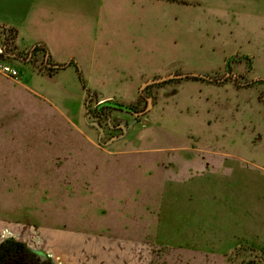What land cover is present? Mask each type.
<instances>
[{"label": "rangeland", "instance_id": "obj_1", "mask_svg": "<svg viewBox=\"0 0 264 264\" xmlns=\"http://www.w3.org/2000/svg\"><path fill=\"white\" fill-rule=\"evenodd\" d=\"M9 22L22 47L57 22L51 49L74 62L8 59L20 88L0 72V236L51 248L10 224L59 227L139 238L152 264H264V0H0V39ZM173 72L220 80L151 84L139 116L98 110L145 109L141 85Z\"/></svg>", "mask_w": 264, "mask_h": 264}, {"label": "crops", "instance_id": "obj_2", "mask_svg": "<svg viewBox=\"0 0 264 264\" xmlns=\"http://www.w3.org/2000/svg\"><path fill=\"white\" fill-rule=\"evenodd\" d=\"M38 27L34 28L32 31V26L29 25L28 30L29 32L37 34V41L34 43H42L45 44L49 50L51 55V60L53 63H61L59 58L55 56L53 47V38L50 37L55 36L56 32L63 31L64 29L60 28L59 24L56 22L55 26L46 27L43 24H35ZM2 27L7 26L14 28L16 30V36L14 38L13 45H11L10 49L5 52L4 45L6 34L4 28L3 33L0 39V54L3 56L0 58V65L1 64H8L6 60L8 59H15L22 61L20 59L15 58L11 55L12 52H19V51H27L30 50L34 44L31 46L22 47L20 44V37L24 38L26 33V27L20 26L19 24H11L6 23L1 25ZM26 26V25H24ZM43 34V36H41ZM48 35V37H47ZM42 59V65L45 66V69H41L40 67L36 66L35 61ZM45 54L43 51H39L34 55L32 61H24L26 63L32 64L34 68L39 73H48L49 68L46 65L45 61ZM70 61H74L73 57H71ZM9 65V64H8ZM46 70V72H44ZM63 70V69H60ZM59 70L53 71L52 74H57ZM49 74V73H48ZM10 78V77H9ZM22 76L19 75L18 78H10V80L15 81L18 85L16 88H20L22 86L21 82ZM15 88V89H16ZM146 224V223H145ZM9 224L1 223L0 222V233L7 232V226ZM10 225H20L22 228L21 231L25 230L27 233L30 234H37L42 241L46 239H50V241L54 242V245L49 248L47 245H42L36 247L33 243L28 241L27 238H21L15 233L11 234H2L0 236V242L9 236H14L17 239L24 241L28 244V246L35 252L40 254H44L48 256L55 264H152L148 260V250L146 248V243L143 240H139V238L135 240H124L122 238H115L112 236L106 235V233L98 234L92 232H75L69 233L63 230V228L59 227H42L39 226H32L28 224H10ZM3 227V228H2ZM26 228V229H25ZM2 229V231H1ZM4 229V230H3ZM34 230V231H33ZM145 240V239H144ZM134 241V242H130ZM150 242V241H149ZM151 243V242H150ZM152 244V243H151ZM147 260V261H144Z\"/></svg>", "mask_w": 264, "mask_h": 264}, {"label": "trees", "instance_id": "obj_3", "mask_svg": "<svg viewBox=\"0 0 264 264\" xmlns=\"http://www.w3.org/2000/svg\"><path fill=\"white\" fill-rule=\"evenodd\" d=\"M3 28L5 32H7L4 45V51L7 52L11 45H13L14 38L16 36V30L7 26H3ZM39 51H43L45 54L44 61L49 68V74H52L53 71L65 69L68 66H71L74 62L69 61L66 63H53L47 46L39 42L34 44L33 47L27 52H12L11 55L22 61H32L34 55ZM77 69L80 70L79 65H77ZM199 77L213 81L220 80L207 74H202V76ZM107 107V105H100L98 109ZM45 262L47 264H54L50 258L33 251L26 242L21 241L14 236L4 238L0 242V264H45Z\"/></svg>", "mask_w": 264, "mask_h": 264}, {"label": "water", "instance_id": "obj_4", "mask_svg": "<svg viewBox=\"0 0 264 264\" xmlns=\"http://www.w3.org/2000/svg\"><path fill=\"white\" fill-rule=\"evenodd\" d=\"M2 56H3V54H0V58ZM187 76L199 77V76H202V74L198 73V72H188V73H176V72H173V73H170V74L165 75V76H161V77H158V78H152V79H148L147 81H145L140 87V93L142 95H145L146 99L148 100V104H147L146 108L143 109V110L139 111V110H136V109H134L133 107H131L129 105H125L123 103H120V102H117V101H113V100H110V99L100 102V105H108V106L115 107V108H122L124 110L133 112L135 114V116L143 115V114L147 113L149 111V109L151 108V106L153 105V97L145 93V89L149 85L154 84V83H159V82H162V81H165V80H169V79H172V78H185Z\"/></svg>", "mask_w": 264, "mask_h": 264}, {"label": "built area", "instance_id": "obj_5", "mask_svg": "<svg viewBox=\"0 0 264 264\" xmlns=\"http://www.w3.org/2000/svg\"><path fill=\"white\" fill-rule=\"evenodd\" d=\"M0 72H2L4 75L10 78H18L20 75V72L17 68L12 67L11 65L8 64H1Z\"/></svg>", "mask_w": 264, "mask_h": 264}, {"label": "flooded vegetation", "instance_id": "obj_6", "mask_svg": "<svg viewBox=\"0 0 264 264\" xmlns=\"http://www.w3.org/2000/svg\"><path fill=\"white\" fill-rule=\"evenodd\" d=\"M147 89V88H146ZM145 89V90H146ZM146 92V91H145ZM147 94V93H146ZM144 97H145V95H143ZM146 98V97H145ZM100 104V103H99ZM100 106V105H99ZM108 106V105H107ZM109 107V106H108ZM111 107V106H110ZM115 108V107H114ZM134 108V107H133ZM104 110L106 109V108H103ZM120 109H122V108H120ZM135 109V108H134ZM98 110H100V109H98ZM104 110H103V112H104ZM124 110V109H123ZM100 111H102V110H100ZM38 253V252H37ZM40 254V253H39ZM42 255H44V254H42ZM44 256H46V255H44ZM47 258H49L48 256H46Z\"/></svg>", "mask_w": 264, "mask_h": 264}]
</instances>
